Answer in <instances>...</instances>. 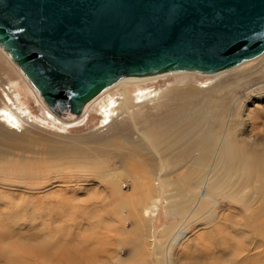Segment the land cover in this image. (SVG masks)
<instances>
[{
  "label": "bare ground",
  "instance_id": "obj_1",
  "mask_svg": "<svg viewBox=\"0 0 264 264\" xmlns=\"http://www.w3.org/2000/svg\"><path fill=\"white\" fill-rule=\"evenodd\" d=\"M259 56L210 75L176 72L122 78L90 100L80 116L70 119L54 116L14 66L47 119L31 112L19 80L7 85L0 80V163L15 158L8 140L28 122L50 128L55 125L48 120L78 126L94 109L102 118L97 128L116 132L137 153L141 165H146L135 174L139 180L135 189L152 196L148 200L153 208L147 202L132 203L131 212L149 218V229V215L163 202L168 214L176 209L180 215L173 225H162L157 231L154 250L164 264H258V213L264 211V53ZM167 75H177L176 82L165 93L158 90L163 93L160 101L147 103L152 90L142 85ZM200 76L217 78L206 82L199 81ZM120 85L123 89L129 85L131 90L130 95L124 90V104L121 101L119 107L120 101L110 92ZM92 134L75 138L107 141L104 135ZM57 215L50 222L63 218ZM143 219L136 222L141 228ZM196 220L204 221V230L173 256L177 240ZM142 232L138 228V239ZM154 262L158 264L157 259Z\"/></svg>",
  "mask_w": 264,
  "mask_h": 264
},
{
  "label": "rangeland",
  "instance_id": "obj_2",
  "mask_svg": "<svg viewBox=\"0 0 264 264\" xmlns=\"http://www.w3.org/2000/svg\"><path fill=\"white\" fill-rule=\"evenodd\" d=\"M175 76L143 84L153 94L147 103L160 101L161 92L176 82ZM200 77L199 81L206 82L217 78ZM0 80L6 85L19 80L31 112L44 117L34 92L1 52ZM128 86L110 92L120 101L119 107L121 101L124 104V90L130 93ZM101 119L93 109L81 125L61 126L48 120L55 125L50 128L28 122L22 132L10 137L7 146L11 145L8 148L15 158L0 163V264H155V259L164 264L154 250L157 231L162 225H173L180 215L176 209L168 214L163 202L149 215V229V218L131 212L132 203L147 202L153 208L148 200L152 196L135 189L139 183L135 174L146 165H141L137 153L116 132L97 128ZM89 133L104 135L107 141L75 138ZM56 215L63 218L50 222ZM142 219L141 228L136 222ZM203 224L196 220L183 228L186 233L177 240L173 256L183 244L197 240ZM138 228L143 231L140 239ZM258 264H264V211L258 213Z\"/></svg>",
  "mask_w": 264,
  "mask_h": 264
},
{
  "label": "water",
  "instance_id": "obj_3",
  "mask_svg": "<svg viewBox=\"0 0 264 264\" xmlns=\"http://www.w3.org/2000/svg\"><path fill=\"white\" fill-rule=\"evenodd\" d=\"M0 49L57 117L122 78L204 75L264 53V0H0Z\"/></svg>",
  "mask_w": 264,
  "mask_h": 264
}]
</instances>
